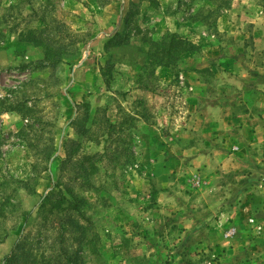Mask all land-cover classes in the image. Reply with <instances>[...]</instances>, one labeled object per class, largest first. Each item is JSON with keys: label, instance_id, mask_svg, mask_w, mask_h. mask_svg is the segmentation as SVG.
I'll return each mask as SVG.
<instances>
[{"label": "rangeland", "instance_id": "374dc122", "mask_svg": "<svg viewBox=\"0 0 264 264\" xmlns=\"http://www.w3.org/2000/svg\"><path fill=\"white\" fill-rule=\"evenodd\" d=\"M255 8L0 0V260L59 183L80 264H264Z\"/></svg>", "mask_w": 264, "mask_h": 264}, {"label": "trees", "instance_id": "16d2710c", "mask_svg": "<svg viewBox=\"0 0 264 264\" xmlns=\"http://www.w3.org/2000/svg\"><path fill=\"white\" fill-rule=\"evenodd\" d=\"M169 43L171 49L175 43ZM68 154V153H67ZM69 159L73 157L69 153ZM34 179V178H31ZM29 188L28 180H20ZM66 187L56 183L54 187L41 198L36 213L28 212L19 237L10 251L0 260V264H80L82 256L79 248L69 242L67 214L69 203ZM71 193V190L69 191ZM72 197L76 195L72 193ZM4 205L1 203L0 208ZM36 214V216H35ZM37 220L39 227L32 234L27 230L30 220Z\"/></svg>", "mask_w": 264, "mask_h": 264}, {"label": "crops", "instance_id": "0c3cea01", "mask_svg": "<svg viewBox=\"0 0 264 264\" xmlns=\"http://www.w3.org/2000/svg\"><path fill=\"white\" fill-rule=\"evenodd\" d=\"M234 1H236V0H234ZM250 2H251V6L252 7H260V10H258L257 8H255V9H253L254 11H255V13H257V16H256V18L258 19H252L255 23H256V26H255V28H256V30H257V26H261L262 24H261V22H263L264 21V19H261L262 18V16H264L263 14H264V9H263V7H262V3H260L259 2V0H249ZM233 5H236V3L235 2H233ZM257 11H260V14H258V12ZM228 15H223V16H221L220 18H219V20H218V22H219V26H221L223 23H225V19H226V17H227ZM264 18V17H263ZM263 34V32H259V34H258V42L262 39V35ZM258 49H261V48H258ZM263 49V48H262ZM259 66H264V64H262V63H260V65ZM259 66H257V68H260ZM7 115V114H6ZM27 169L25 168V171H26ZM24 171V170H23Z\"/></svg>", "mask_w": 264, "mask_h": 264}]
</instances>
